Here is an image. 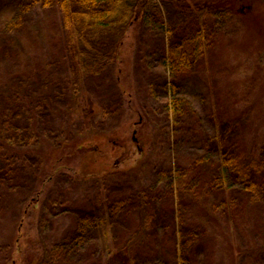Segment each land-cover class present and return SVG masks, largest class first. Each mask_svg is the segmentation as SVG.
<instances>
[{"label": "rangeland", "instance_id": "374dc122", "mask_svg": "<svg viewBox=\"0 0 264 264\" xmlns=\"http://www.w3.org/2000/svg\"><path fill=\"white\" fill-rule=\"evenodd\" d=\"M24 2H31L33 10L25 12ZM43 2L6 0L0 11V24L10 21L18 9L29 21L27 27L18 28L14 34L6 29V38L3 32L0 38V86L6 87V106L0 91V134L7 144L13 145L10 155L16 156L4 178L0 179V222L15 228L24 205L40 192L39 209L30 210L22 243L25 254L31 253L34 264H39L40 257L47 254L49 258L54 245L75 227L81 210L97 209L101 205V214L109 204L127 203L120 212L130 225L123 239L135 235L143 224L141 236L147 243L140 250L144 252L151 248L154 228L162 229L164 223H169L172 209L176 208L175 212L179 213L177 190L183 191L181 196L187 199L192 192L194 198L204 192L207 195L204 184L208 178L201 175L197 167L200 163L196 160L203 151L196 134L198 125L185 117L174 125L170 107L173 95L157 86L160 80L170 76L168 65L158 58L161 50L168 48L167 32L154 20L137 25L129 37L122 61L83 77L74 89L67 86L71 71L63 50L61 11L43 7ZM212 21L197 71L204 81L213 84L226 109L231 106L233 112H238L233 115H240L244 113L246 102L241 101V91L248 85L243 78L254 60H264V44L254 40L244 49L241 43L246 39L248 24L237 18ZM193 29L195 25H184L181 35L190 37ZM119 68L122 71L119 72ZM20 88L25 90L20 94L27 95L29 101L43 99L30 115L31 121L26 119L25 112L22 116H14L15 108L10 107L16 98L13 93ZM184 95L202 112L199 95L195 92ZM255 113L261 115L262 112L256 110ZM134 121L140 122L135 131L144 151L135 167L89 177L77 171L84 152L79 146L81 141L104 133L130 146L132 136L135 137ZM18 149L22 150L21 154ZM178 165L185 171L183 179L176 176ZM189 180L190 193L183 187ZM183 207L187 225L195 226L193 206L185 204ZM221 221L225 222L222 218ZM106 226L103 221L99 229L104 236ZM245 230L248 229L244 226L232 228V235L237 239L236 250L243 252L236 256L237 260L242 264H264L262 242L253 246V235ZM5 236L0 231V246L4 248L10 243V236L7 233ZM103 237L99 236L96 242L87 243L79 250L61 254V264H123L122 261L138 264L135 254L132 257L131 253L119 252L114 256L113 250L112 253L103 251L108 242H112L111 238L104 237L107 240L103 243ZM219 243L210 240L205 250L208 263H228L229 258L220 251ZM118 246L117 242L113 248ZM203 253L204 250L195 255L203 257Z\"/></svg>", "mask_w": 264, "mask_h": 264}, {"label": "trees", "instance_id": "16d2710c", "mask_svg": "<svg viewBox=\"0 0 264 264\" xmlns=\"http://www.w3.org/2000/svg\"><path fill=\"white\" fill-rule=\"evenodd\" d=\"M5 3L6 0H0V11ZM32 6L31 2L23 3L25 12L33 10ZM47 6L61 11L63 50L71 71L67 86L74 89L83 77L122 61L129 37L137 25L154 20L166 30L168 48H163L158 58L168 65L170 76L160 80L157 86L164 93L173 95L170 107L174 125L184 117L196 121V134L201 140L200 149L203 150L196 157L200 163L197 167L201 169V175L207 176L208 182L204 184L207 195L204 192L194 198L195 193H190V180L183 181V187L190 193L189 199L181 196L183 191L177 190L179 213L175 212L176 208L172 209L169 223H164L162 229L154 228L151 248L144 252L140 250L147 243V239L144 240L141 236L143 224L137 228L135 235L123 239L130 225L120 212L124 211L127 203H115L109 204L105 211L101 210V214V205L97 209L81 210L75 227L68 230L54 245L53 254L49 258L47 254L39 256V264H61V254L96 242L99 236H104L99 230L103 221L105 225L107 223L104 237L112 240L103 251H114V256L119 252L125 255L131 253L132 257L135 254L138 264H212L213 261L207 262L209 258L205 253L210 240L220 242V251L229 258L227 264H242L236 256L243 252L236 250L237 239L232 235V228L237 226H244L249 230L245 231L253 235V246L262 242L261 246L264 248V60H254L247 76L245 75L246 79L241 77L244 83L248 81V85L245 88L243 86L241 91V101L246 102L244 113L236 116L233 114L238 112H233L231 106L227 110L223 101L218 99L213 84L204 81L202 74L197 71L214 22L212 20L237 18L243 24H248L245 28L246 39L241 43L243 48L253 44L254 40L264 44V0H44L43 7ZM21 8L22 2L19 4V9ZM19 9L10 21L1 22L0 36L3 32L2 35L6 38V29L14 34L18 28L29 25L26 15H21ZM220 21H215V24L222 25ZM187 24L195 25L190 37L181 35L182 28ZM118 71L122 69L119 68ZM0 87L4 88L0 91L6 106V87ZM24 91L23 88L16 90L13 93L16 98L11 95L15 100L10 107L12 110L15 108L14 116H22L25 112L26 119L31 121L30 115L41 104L39 102L43 103V99L38 102L29 101L27 95L20 94ZM188 92H195L201 97L202 112L184 95ZM256 110L262 112L261 115L256 114ZM139 126V121L132 123L135 137L132 136L133 143L130 146L104 133L93 134L81 141L79 146L84 152L77 171L83 177H89L135 167L144 153L135 131ZM17 135L19 136L18 129ZM12 146L7 144L1 133L0 179L8 172L11 162L16 160L15 155H10ZM17 152L21 154L22 150L18 149ZM184 174L183 167L178 165L176 176L183 179ZM39 200L40 192L24 205L15 228L0 222L2 236L6 233L10 236V243L6 248L0 246V264L35 263L30 257L31 253L25 254L22 243L25 221L31 209H39ZM185 204H191L194 208L192 213L195 215L192 219L195 226L187 225V218L181 210ZM106 240L104 238L103 243ZM141 240L143 241L140 242ZM117 242L120 246L113 248ZM203 250V257L195 255ZM122 263L128 264L125 261Z\"/></svg>", "mask_w": 264, "mask_h": 264}]
</instances>
